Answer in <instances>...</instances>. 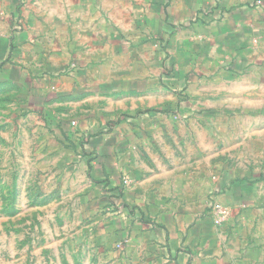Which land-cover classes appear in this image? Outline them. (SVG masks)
<instances>
[{"label": "rangeland", "instance_id": "rangeland-1", "mask_svg": "<svg viewBox=\"0 0 264 264\" xmlns=\"http://www.w3.org/2000/svg\"><path fill=\"white\" fill-rule=\"evenodd\" d=\"M12 3L0 32V264H153V244L128 251L108 227L122 208L100 206L86 159L92 127L109 135L121 121L119 157L137 154V175L157 174L202 218H213L214 196L227 209L216 225L225 224L229 264H264V66L230 81L179 80L146 57L144 1L126 2L131 16L125 0ZM141 126L150 137L125 149ZM224 178L251 185L255 202L221 201ZM131 183L125 175L121 188Z\"/></svg>", "mask_w": 264, "mask_h": 264}, {"label": "crops", "instance_id": "crops-1", "mask_svg": "<svg viewBox=\"0 0 264 264\" xmlns=\"http://www.w3.org/2000/svg\"><path fill=\"white\" fill-rule=\"evenodd\" d=\"M12 1L0 0V26L3 27L0 32L8 30L6 18L14 13ZM127 1L119 7L123 16L134 13L133 6ZM139 1L145 2L144 16L148 17L147 23H142L139 28L145 39L146 57L154 65L160 64L165 72L174 73L173 78L230 81L264 66V0L258 7L254 0ZM100 2L101 9L108 7L109 0ZM90 9L92 6L86 8L87 11ZM166 39L171 50L160 57L158 47ZM61 121H65L62 126L66 122L70 125L67 120ZM99 124L92 127L90 138L94 143L88 149L86 159L93 179L99 182L100 206L115 204L116 200L121 205V214L110 216L107 224L114 228L120 239L128 238L124 239L126 249L142 252L147 249L143 243L153 244V251L147 252L153 258V264H229L225 224L216 225L212 217L202 218L199 205L196 207L185 198L181 202L157 185V174L137 175L133 167L137 154L119 157L121 153L115 152L114 147L120 141L117 134H121L122 128L126 129V122H119L118 132L109 135L96 131ZM61 129L74 135L71 127L70 130ZM147 136L150 137V130L141 126L140 130L126 135L125 149L129 143L142 142ZM125 175H129L132 183L123 190L121 183ZM228 184L230 189L224 191ZM219 185L221 201L230 207L249 205L256 200L249 184L229 182L224 178ZM104 228L106 230L107 226Z\"/></svg>", "mask_w": 264, "mask_h": 264}, {"label": "built area", "instance_id": "built-area-1", "mask_svg": "<svg viewBox=\"0 0 264 264\" xmlns=\"http://www.w3.org/2000/svg\"><path fill=\"white\" fill-rule=\"evenodd\" d=\"M263 4V0H254V5L256 7L261 6ZM127 183H129L128 178L123 179V186H125ZM122 185V183H121ZM216 192H213V195H215ZM216 196V195H215ZM210 208L212 209V212H214L213 215V221L215 224H220L222 215L225 214V211H227L226 207L222 205L220 201H218L214 196L211 197L210 200Z\"/></svg>", "mask_w": 264, "mask_h": 264}]
</instances>
